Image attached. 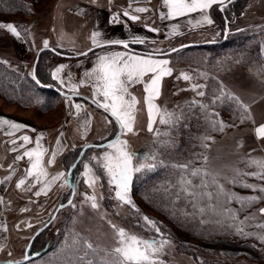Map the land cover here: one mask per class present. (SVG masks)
<instances>
[{"label":"rangeland","instance_id":"374dc122","mask_svg":"<svg viewBox=\"0 0 264 264\" xmlns=\"http://www.w3.org/2000/svg\"><path fill=\"white\" fill-rule=\"evenodd\" d=\"M81 1L89 3L83 7V15L86 16V13L90 11L89 16L84 19L88 24L83 27L80 26L79 17H76L77 19L71 17L73 16L72 8L74 10V7H77ZM163 1L164 0H152L151 4L146 6H144V4H137L136 8L147 7L146 9H148L146 12L135 13L141 17L138 22H132L123 15L127 10L122 7H125L123 5L127 3H122L120 0H95V2H90V0H42L32 16L25 18L20 15L19 19L20 21L24 20L30 22V29L38 28L35 35L38 44L42 43L41 40H43V37H50V26L52 24L55 30L53 34L55 39L56 37L58 39L61 38L67 43L74 44L71 51L76 53V55L95 46L91 42H88V39H90L89 32H91V23L97 27L101 23H104L105 26H108L107 28L113 30H108L110 34H118L119 31H114L115 29L118 30V28L113 27L116 26V22H113V17L117 14H119L118 20L122 22V24H126L131 28H139V37L146 43L145 47L152 52H157L156 50H159L158 52H164L186 43L217 42L213 40H220L221 36L223 37L222 40H224L225 33L227 31L231 32L229 23H226L222 32L214 23L210 25L204 24V26H201L199 29L173 30L166 28V26H164V18H161L162 15L164 16L163 13L165 8ZM226 2H228V0H225L224 3ZM95 5L98 8H95L94 11L91 12ZM220 6L222 8V5ZM209 11L210 9L206 10L202 15H207L209 19L212 20ZM135 14L133 13V15ZM8 19L9 20H5L2 18V20L5 21H16L14 18ZM65 22L77 25L75 28L72 27L74 28L73 30L69 25L70 28L66 33L62 27V24L64 25ZM109 25H111V27ZM145 25L157 29L158 33L146 30L144 28ZM234 25L236 31H241L249 26H257L258 28H262L261 32H264V0H248L245 13ZM128 29L129 28L126 27V30ZM4 34L5 35L1 37L0 40L6 37L5 32ZM183 34H185L184 37H180ZM260 38V40L264 42V34ZM37 50L36 46L31 47L32 52L26 56L25 61L16 66L19 68L18 70H26L28 72L32 70L38 52ZM68 52H70V50ZM164 59L170 61L168 66L172 69V74L169 76V79L165 80L162 98L158 99L157 105L160 109H166L168 112H174L177 115L183 113L184 117L182 120H190V116L193 120L199 118L202 112L199 110L198 106L189 107L190 102L200 98V96L192 90V85H206L205 88L200 89L206 91L208 87L215 83L214 80H216V83L218 82L219 86H223V91L238 96L244 104L249 106V112L252 118L244 119L242 123L241 120L245 114L243 110H237L238 114L235 119H227L237 121L229 126L227 125L225 131L213 137L207 149L208 170L217 176L219 182L224 185L226 191L236 193L239 197H244V187L229 183V180H231L235 174L233 171L234 169L238 168L242 171H244V168L250 169L246 166L244 161L264 158V138L258 139L255 133L256 127L264 125V61L246 66L244 64V53L242 52H238L235 49H223L218 52L207 48L184 53L176 52L164 56ZM48 65L49 63H47V66ZM182 74L188 75L190 79L184 80ZM135 85L136 84H133L129 90L130 95L136 97L138 101L136 105L134 131L133 133H126L121 136V139L128 141V150L136 155L134 164L143 161L139 157V149L147 141L150 133H152L148 131L149 120L145 108L146 104L144 102L145 92L144 89L139 87V85L143 86V83H139L136 87ZM31 115L36 119L33 121L43 128L53 125L57 126L54 131L59 132L56 139L51 141V144L57 149L56 152L61 149L63 151L62 154L67 152L64 150L65 147L68 148L70 146L76 148L83 147L86 144L101 143L105 141L112 132V122L108 118L106 119L109 124L105 126L100 120H93L94 116L90 118L85 115L82 120H80L84 132L81 131L77 122L68 120L65 123V128L67 130L65 129L66 133L64 134V120H59V111L55 112V115L49 118H47L45 114H40L38 110L36 114L31 113ZM159 126L162 125L159 123V118H157L153 124V132H156ZM110 151L111 150L107 147L92 148L90 149V158L88 157V160L93 161L96 166L102 168L101 158L106 152ZM61 156L62 155L56 157L55 155L54 162L48 163L49 165L53 164L50 166L51 169H48V178L51 180L52 177L57 176V174L61 172L66 173V175L52 183L50 187L53 188L54 186V188H51V190L48 188L46 194L42 191L44 194L42 193L37 198L35 197L37 196L35 193L41 191L42 185V187H40L41 189L33 191L35 196L28 195L25 188L29 185V181L25 180V185L20 187V191L14 193L9 190L5 193L3 201H1L2 197L0 198V262L23 260L27 245L35 232L51 219L59 204H64L70 199L66 196L71 188L64 183L65 179L67 180L68 171L62 167ZM52 157L53 156H50L49 160H52ZM93 157H95V159H93ZM9 162V156L6 160L0 157L1 166H8ZM85 164L92 169L93 174L97 177L93 187H89L87 183L88 177L84 174ZM1 169L2 168H0V173L4 172L2 171L3 169ZM45 169L47 170L46 166ZM253 169L257 171L256 168ZM140 173L134 174L129 190L140 182L142 177ZM105 176L107 178L106 190L104 182L98 175L94 166L88 162L83 163L77 173L76 181L73 183L75 186L73 200L71 204L58 213L54 222L51 224V232H55L57 226L66 224V228H70V231H74L86 238L88 242L93 244L94 248L101 251L103 253V260L112 261L114 258L112 250L117 246L115 233L112 228L113 224L118 228H124L128 233L152 239L126 224L125 220L131 219V221H134V219H136V221H138L139 218V221H142L145 225L144 227H151L145 221L144 217L146 216L149 219L152 217L150 220L160 221V216L152 212H150L148 216L145 214L146 211H143V213L139 211V214L134 216V214L129 211L127 204H123L116 199L114 186L109 185V177L106 172ZM240 183H244V178L240 179L239 184ZM13 184V182L9 183L10 189ZM213 188L215 189V186H213ZM93 194L97 197V202L99 204L98 210L92 209L90 201H86L85 199L86 196H91ZM107 196L114 201L113 214L109 212L104 204V198ZM140 201L143 205V200L140 199ZM262 208H264V199L258 201L251 215L254 217L260 216L264 221V214L260 212ZM239 214L242 216L244 210L241 211V213L239 210ZM195 246L198 249V254L206 259L214 257L217 260L224 262L234 261L238 264L264 263V250H256L249 244H233L229 240H218L215 242H200L195 244ZM158 258L163 261L164 264H195L190 256L181 253L176 248L175 244L171 242L164 247L163 252L159 254Z\"/></svg>","mask_w":264,"mask_h":264},{"label":"trees","instance_id":"16d2710c","mask_svg":"<svg viewBox=\"0 0 264 264\" xmlns=\"http://www.w3.org/2000/svg\"><path fill=\"white\" fill-rule=\"evenodd\" d=\"M41 1L42 0H0V18L5 20H9L8 18L16 19L15 24L18 30L27 37L30 29V22L24 20L20 21L19 17L20 15L25 18L32 16L34 11L36 12V8ZM247 6L248 0H234L232 3L222 8L220 5H213L209 12L217 28L222 32L226 23H229L231 32L227 35V38L222 40L223 37L221 36L220 40H213L217 41V43L213 45L185 49L177 53L202 50L205 48L218 52L223 49H235L238 52L244 53V64L246 66L264 61V42L260 40V37L264 34V32H261L262 28L249 26L241 31H236V29H234L235 22L241 19ZM4 35V31L0 29V38ZM184 35L185 34L180 37H184ZM136 48L145 51L148 50L145 46H137ZM54 49L63 54H70L68 50L63 48L54 47ZM57 56V54L51 51L43 52L37 65L36 75L43 85L62 89L54 80L47 66L48 59L56 58ZM214 82L215 83L205 91L206 96L200 97L195 101L207 104L209 106L207 109L209 113L215 112L219 114L213 117V119H221L225 125L229 126L237 120L227 119H235L238 114V109L234 103L228 101L223 104L217 102L213 105L211 103L214 99V94L221 88L218 82L216 83V80H214ZM62 98L63 97L53 89H44L38 86L33 79L32 70L29 72L26 70L20 71L0 60V99H3L8 104L18 105L26 109L35 107L40 114H46L56 109L60 105ZM199 110L202 114L195 120L190 116V120H181L180 124L175 128L170 129L169 126L167 127L166 125L158 127V131L160 132L171 131L172 137H174V145L169 144L167 146H162L160 141L167 140L169 137H157L156 132H152L147 141L139 149V157L142 160L149 154H157L158 159L164 161V164L162 166H157L153 171L145 170L140 173L142 175L140 182L129 190L132 204H127V207L134 216L139 214V211L142 213L146 211V213L144 212L146 215L152 212L160 216V221L153 220L160 228V234L156 233L152 227H144L145 225L142 221H139V218L138 221H136V219H134V221H131V219L125 220V223L137 229L146 237H155L156 240H161L162 238L169 240L171 243L175 244L176 248L181 253L190 256L195 264H238L234 261L224 262L217 260L214 257L211 259L202 258L198 254V249L195 244L200 242L229 240L233 244H249L256 250H264V242L258 238L264 236V227H260V225H264V221L260 216L254 217L251 215V213H253V208L256 207L258 202L244 209L242 217L239 214L240 205L235 200L225 204L224 197L221 196L219 200L216 199L215 189L213 188L214 185L206 189V191L213 192V199L212 201H208L207 198H205L201 206H206L208 203H211L216 206L218 213H223L229 208L236 210L237 220L244 221L240 227L243 228L244 232L250 233V235L245 238L244 236L236 235L235 229L229 227V225H232L234 222L226 215H218L212 211H206L204 214H199L197 212L196 215H192L194 210L189 201L183 197L177 199L174 195L177 190L174 186L178 180L179 172L177 169L171 167V165L183 164L191 161L194 167H205L208 170V161L207 164H205L204 161L200 159V156L203 154L208 157L207 149L211 140L208 141L207 148H204L201 146V138L206 135H210L211 138H213L227 129L226 126L222 132L212 131L206 123L204 111L200 108ZM110 121L112 122L113 130L105 141L115 137V134L118 132V126L115 121ZM82 148L83 147H76L63 155L62 165L65 170L68 171L74 164ZM89 153L90 150L84 154L73 171L72 183L76 181L77 173L83 163L88 162L94 166L98 175L104 182L106 190L107 178L105 172L102 168L96 166L93 161L88 160ZM254 171L256 170L253 168H244V172ZM207 179L210 181L211 177ZM195 182L199 183V180ZM244 183L256 184L264 187V180L255 179L250 176L244 178ZM236 186L240 187V184L237 183ZM71 192L70 189L67 193L66 197H68V199L70 198ZM263 195L264 193H260L259 191L244 188V197ZM140 199L143 200V205ZM113 203L114 201L110 197L107 196L104 198V204L112 214L114 213ZM133 205L135 207H133ZM151 218L152 217H150V219ZM65 226L66 224L57 226V230L51 232V225L47 230L38 235L31 245V253L38 252L48 246L47 251L37 259L22 264H78L76 256L82 253H77L76 247L73 245L74 241L82 236L79 234L77 236V233L70 231V228H66ZM102 256L103 253L99 250H97L96 253L89 254V258L94 261V264H100L103 260Z\"/></svg>","mask_w":264,"mask_h":264},{"label":"snow or ice","instance_id":"6c2138e0","mask_svg":"<svg viewBox=\"0 0 264 264\" xmlns=\"http://www.w3.org/2000/svg\"><path fill=\"white\" fill-rule=\"evenodd\" d=\"M225 0H164V4L167 7V18L172 19L179 16H184L188 13L200 11L206 12V10L213 7V5H223ZM137 13H142L148 11L146 8H136L134 9ZM125 17L132 21H137L139 17L137 15H130L128 11L123 13ZM119 14L113 17V22H118ZM161 18H165L163 15ZM202 23L212 24L213 21L209 19L207 15H203ZM0 29H7L14 36L19 37L20 33L17 31L16 26L12 23H0ZM152 31H157L156 29H150ZM99 33H93V43H97L96 37ZM133 43H144V40L136 36L132 40ZM111 44H121L124 48H128V43L122 40L109 41ZM47 47V43H45ZM157 52L159 50H156ZM176 51V49H172ZM86 55L87 53H83ZM170 61L167 59H157L155 52L149 53L146 56L138 55H127L122 53H115L111 56H102L99 58L98 65L93 69L92 73H88L89 76H95V93L101 96L103 99H95L93 102L104 109L105 112L110 113L116 123L119 125L121 130V135L126 133H133L136 105L138 101L136 97L131 96L128 89L131 85L136 83H144L145 99L144 102L147 106V113L149 117L148 131L153 132V124L157 118H159V123L161 125H167L170 129L177 127L184 117L183 113L177 115L174 112H168L166 109H160L154 101L160 95L161 80L165 76H170L172 74V69L168 67ZM64 66L57 68L53 76L58 77V73L62 70ZM148 76L149 80L144 81V77ZM184 80H189L190 77L186 74H182ZM33 79H36L33 75ZM37 84L40 83L39 80L36 81ZM61 83L63 81L61 80ZM206 85L193 84L192 90L200 97H205L206 92L200 89L205 88ZM72 91H76V86H72ZM226 101L232 102L236 105L238 110H243L245 114L241 122L244 119H251V113L249 112V106L244 104L240 98L230 92L223 91V86L214 94V99L211 103L214 105L217 102L220 104ZM204 111L205 120L209 128L212 131L222 132L227 126L221 119H213V117L218 116V113L207 111L208 105L200 103L198 101L190 102L189 107L197 106ZM77 109H80V105H75ZM7 126L9 130L16 131L26 126L11 121L7 118H0V126ZM34 131V129H33ZM256 137L258 139L264 138V125H260L255 129ZM157 137H169L167 140L160 141L162 146H167L169 144L174 145V137H172L171 131L160 132L156 131ZM26 144L30 143V138L25 135L21 138ZM41 136L36 139V147L32 150L24 152V156L29 158L30 168L27 170L26 175L33 178L36 183H42L43 187L41 191H37L35 194L37 196L41 195V192L50 188L51 184L57 179L65 177L66 173L61 172L48 179V173L43 166V157L45 151L41 144ZM212 138L210 135H206L201 138V146L207 148L208 141ZM110 152H106L101 158L102 168L109 177V185L114 186L116 199L123 204H132L129 197V188L135 173H140L142 171H153L157 166H162L164 161L158 159L157 154H149L144 157L143 161L135 163L136 159L135 153L128 150V141L121 139L118 135L114 141L107 145ZM22 157H18L20 159ZM55 153H53L52 160L48 163L54 162ZM95 159V157H93ZM200 159L207 164L208 157L201 154ZM247 167L256 168L257 171L254 172H244L240 169H234V176L229 180V183L237 184L241 178L252 177L255 179L264 180V158L261 159H251L244 161ZM75 167V165H72ZM171 167L175 168L179 172V177L176 182V191L174 195L177 199L183 197L188 200L193 208L192 215L204 214L206 211H212L218 215H226L234 223L229 225L235 229V234L244 236L245 238L250 235V233L244 232L243 228L240 227L244 221L237 220V211L233 209H226L223 213H218L216 206L208 203L206 206H201L202 201L207 198L208 201H212L213 192L206 191L210 186H215V197L219 200V197H224V203L227 204L235 200L240 205V211H243L252 204L264 199V196H249V197H239L234 193L225 190L224 185L221 184L217 176L209 172L205 167H194L191 161L183 164H173ZM85 176L88 177L87 183L89 187H93L96 183L97 177L93 174V171L87 164L84 165ZM70 174V173H69ZM211 177L209 181L207 178ZM199 180V183L195 181ZM64 183L72 188V185L65 179ZM25 185V180L21 179L17 184L20 188ZM34 185H29L32 187ZM241 187L252 189L253 191H259L264 193V187L258 186L256 184L240 183ZM199 189V191H198ZM73 194L74 191H73ZM86 201H90V206L94 210L99 209V204L97 202V197L95 194L91 196H86ZM71 204V201H69ZM74 206V205H73ZM133 207H135L133 205ZM261 214H264V208L260 209ZM145 221L155 230L156 233L160 234V228L156 225V222L150 220L148 217H144ZM264 227V225H260ZM113 231L115 233V238L117 241V246L112 250L114 258L112 261L102 260L100 264H164L158 256L163 252L166 245L170 244L167 239H161L157 241L155 237L152 239L139 237L135 234L128 233L124 228H118L116 225H112ZM162 235V234H161ZM78 236V234H77ZM262 242H264V236L258 237ZM74 247H76L77 253H82L76 256L78 264H94V261L89 258L90 253H96L97 249L93 247V244L88 242L84 237H79L74 241Z\"/></svg>","mask_w":264,"mask_h":264},{"label":"crops","instance_id":"0c3cea01","mask_svg":"<svg viewBox=\"0 0 264 264\" xmlns=\"http://www.w3.org/2000/svg\"><path fill=\"white\" fill-rule=\"evenodd\" d=\"M120 1L122 3L124 2L127 3L126 4L127 6L123 5L125 7H122V8L126 9L132 15L133 13L134 14L137 13L134 11V9H136L137 4L139 5L144 4V6H146L148 4H151L152 2V0H120ZM84 2L85 1H81L77 7L76 6L74 7V10L72 8L73 16H71L75 18L76 17L80 18V20L79 19L78 20L80 22L81 27L88 24V22L84 19L89 16V12H90V11L87 12L86 16L83 15L84 14L83 7L89 4L87 2L85 3ZM90 2H95V0H90ZM86 7L89 8L88 6ZM95 8H98V7L95 5V7L93 8V10H91V12L94 11ZM167 11L168 9L165 6L164 13H163L165 18L163 21L165 22L164 26H166V28L173 29V30L199 29L201 28V26H204L205 24V23H202L203 15H202V12H200L199 10L188 13L184 16H179V17H175L172 19L167 18ZM138 17L140 21L141 17L140 16ZM0 23H12L14 26H16L15 22L5 21V20H2L1 18H0ZM69 25L71 26V29L73 30L77 24H74V23L69 24L68 22H65L64 25L62 24V27L66 33L70 28ZM90 25H91L90 26L91 32H89L90 39H88V42H91L93 45H98V44H102V43H106V42L114 41V40L132 41L134 37L139 36V32H140L139 28H135V27L131 28L126 24H122V22H120L119 20L118 22H116L115 24L116 26H113L114 28H118V30L115 29L114 31H119L118 34H115V35H112L109 33V31H113V30H111L110 28H107L108 26H105L104 23H101L98 27L94 26L93 23H91ZM109 26L111 27V25ZM145 26L144 28L146 29ZM126 27H128L129 29L126 30ZM37 29L38 28L30 29L27 37L21 34L18 28H17V31L20 33L19 37L14 36L7 29H2L6 33V37L0 40V60H2L3 62H5L6 64L12 67H15L16 69H19L16 66L20 65V63L25 61L26 56L32 52L31 47L36 46L37 49L39 50L40 48L45 47V43H47V47H53V48L59 47V48L66 49L68 51L70 50V54H76L73 51H71V48L74 46V44L69 43V42L67 43L64 39H61V38L58 39L56 37L55 39L53 35L55 30L52 27V24L50 26V33H51V34L49 33L50 37L48 38L47 36L43 37V40H41L42 42L41 44H38L36 42L37 38L35 35H36ZM97 32L99 33V36L95 38L97 43L94 44L93 43V33H97ZM115 53L146 56V54H143L137 51H131V50H128L122 47H106V48L93 51L92 53L88 55L76 57V58H68L64 56H57L56 58H49L48 59L49 60L48 62L49 72L53 76V73L56 72L57 68L63 65L64 67L58 73L59 78H56L53 76L54 80L59 84V86L63 90L72 92V93L74 92L80 93V94L88 96L89 98L93 100H94V97L95 99L102 100L103 98L101 96L96 95L95 93V76L94 75L89 76L87 74L92 73L93 69L98 65L100 57L111 56ZM156 58L164 59V56H156ZM167 79H169V76H165L161 80L160 95L154 101L156 105H157L158 99L162 98L163 87L165 84V80ZM61 80L63 81V83H61ZM148 80H149L148 76L144 77L145 82H147ZM138 84L139 83H136L135 87ZM73 85L76 86V91H72ZM131 86L129 87L128 91L130 90ZM139 87L141 89H144V83H143V86L139 85ZM77 104L81 106L80 109H77L75 107V105ZM145 108L147 111L146 105H145ZM36 111H37V108L35 107L26 109L18 105L8 104L3 99H0V118H7L11 121L21 123L26 126L25 128H22L16 131L9 130L6 125L0 126V157L1 159L3 158L4 160H6L9 156V159H10V162H9L10 165L9 164L8 166L0 165V168L3 169L1 170L4 171L0 173V198L2 197L1 201L4 200L5 193H7L9 190H11L14 193H17L18 191H20V188L17 187V184L19 183L21 179L28 180L29 185H34L32 187H29V185L26 186L25 191L28 192V195L35 196L33 191L41 189L40 187H42L43 185L42 183H36L33 178H30L26 175V172L30 168L31 165H30L29 158L24 156L25 151L32 150L36 147V139L37 137L41 136V134H42V139L40 140V144L42 148L46 150L45 155L43 157V166L44 167L46 166L47 173H48V169H51L50 166L53 165V164L51 165L48 164L50 156H53V153H56L55 154L56 157H59V155H62L61 156V162H62V157L66 153L65 152L64 154H62L63 151L61 149L56 152L57 149L55 148V146H52L51 144V141H54L58 135L59 131H54L55 128H57V126L53 125V126H47L43 128L41 125H38L35 121H33L36 119H34L31 115V113L36 114ZM57 111H59V120H64V132H63L64 134L66 133L65 123L68 120H74L75 122H77L81 131L84 132L83 127L80 123V120H82V118L85 115H87L90 118L94 116L93 120H97V121L100 120V122L102 124H105V126L109 124L106 118H108L109 120H113L101 110H98L97 108L93 107L92 105H90L89 103L81 99H76L75 101H71L63 97L61 104L56 109L52 110L49 113H46L45 116L49 118L55 115V112ZM135 120H136V117H135ZM148 120H149V117H148ZM112 130H113V125H112L111 131ZM25 135H27L30 138V141H31L30 143L26 144L21 139ZM72 149L74 148L70 146L68 148L66 147L64 148V150L67 152ZM18 157H22V158L18 159ZM48 179L50 180V178ZM11 182H13L14 184L10 189L9 183ZM51 188L52 187H50L49 189L51 190ZM42 193L43 192H41V194ZM35 197L37 198L38 196H35Z\"/></svg>","mask_w":264,"mask_h":264},{"label":"water","instance_id":"95a60500","mask_svg":"<svg viewBox=\"0 0 264 264\" xmlns=\"http://www.w3.org/2000/svg\"><path fill=\"white\" fill-rule=\"evenodd\" d=\"M233 1H234V0H229L227 3L223 4L222 7H225V6L229 5V4L232 3ZM130 15H132V14H130ZM126 18H127V17H126ZM129 20H130V19H129ZM130 21H132V20H130ZM137 21H139V19H138ZM137 21H132V22H137ZM227 23H228V22H227ZM145 27H146V29H148V30H150V29H154V28L151 27V26H145ZM156 30H157V29H156ZM150 31H152V30H150ZM152 32L157 33L158 30H157V31H152ZM229 33H230L229 31H227V32L225 33L224 40L226 39V36H227ZM125 42H127L128 45H129L128 48H127L128 50H131V51H137V52H140V53H143V54H146V55H148L149 53H154V52H149V51L138 50V49L136 48V46H143V45H145V42H144V43H133L132 41H125ZM214 43H217V42H209V43H186V44H182V45H180V46H177V47H175V48H172V49H176V51H172V49H171V50H168V51H165V52H155V55H156V56H168V55L174 54V53H176V52H179V51L184 50V49H187V48L202 47V46H204V45H206V44H214ZM106 47H122V48H124L123 45H121V44H111V43L106 42V43H102V44L95 45V46H93L92 48L87 49L86 51L82 52L81 54L76 55V54H63V53H60V52H58L57 50H55L53 47H42V48H40V49L38 50V52H37V54H36V57H35V60H34V64H33V68H32V76L35 75L36 79H34V80H35V81L38 80L37 75H36L37 65H38V62H39V59H40L41 54H42L43 52H45V51H51V52L57 54L58 56H64V57H68V58H76V57L85 56L83 53H87L86 55H88V54L92 53L93 51H96V50H98V49H102V48H106ZM125 49H126V48H125ZM36 83H37V82H36ZM37 85L40 86V87H42V88H44V89H53V90H54L55 92H57L58 94H60L61 96L65 97V98H67V99H69V100H71V101H75L76 99H81V100H83V101L89 103V104L92 105L93 107L97 108L98 110H101V111L104 112L107 116H109L111 119H113V120L115 121V119H114L113 117H111L110 113L105 112L103 108L98 107V105H97L96 103L93 102V99L89 98V97L86 96V95H83V94H80V93H75V92H74V93H72V92H68V91H65V90H63V89H59V88H57V87L45 86V85H43L41 82H40L39 84H37ZM115 123H116V121H115ZM116 124H117V123H116ZM117 126H118V132H117L116 136L113 137L112 139H109V140H107V141H105V142H103V143H101V144H86V145L82 148V150H81V152H80V154H79L77 160H76V161L74 162V164H73V165H75V167H72V166H71V167L69 168L68 172H67V181L72 185V188H71V191H72V192H71V197H70V199H69L66 203H64V204H59L58 207L56 208L55 212L53 213L51 219H50L48 222H46V223L44 224V226H42L38 231L35 232V234L32 236V238L30 239V242H29L28 245H27V248H26V251H25V254H24V259H23V260H20V261H6V262H0V264H22V263H27V262H29V261H31V260L37 259L38 257H40V256H41V255L47 250V246H46V247H45L44 249H42L41 251L34 252V253H31V254H30V248H31V245H32L34 239H35L38 235H40L41 233H43L46 229H48V228L51 226V224L54 222L55 218L57 217L58 213H59L63 208H65L66 206H68V205L70 204L69 201L72 202L73 197H74L73 191H74V193H75V186H74L73 183H72V173H73L74 169L77 167L78 163L81 161V159H82V157L84 156V154H85L88 150H90V149H92V148H104V147H107V145H108L109 143H111L112 141H114L118 135L122 136V135H121V130H120V128H119V125L117 124ZM69 173H70V174H69Z\"/></svg>","mask_w":264,"mask_h":264}]
</instances>
